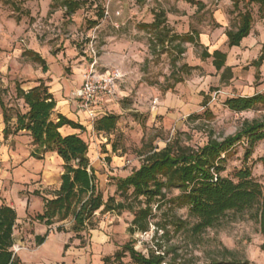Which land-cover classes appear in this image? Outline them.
<instances>
[{
    "label": "rangeland",
    "instance_id": "1",
    "mask_svg": "<svg viewBox=\"0 0 264 264\" xmlns=\"http://www.w3.org/2000/svg\"><path fill=\"white\" fill-rule=\"evenodd\" d=\"M83 1L87 4L67 17L59 0H0V88L13 116L17 110H27L23 100L17 99L16 84L28 91L56 80L63 87L70 86L63 95L69 100L88 70L92 43L103 68L123 71L126 78L108 113L118 117L116 130L100 134L91 124L74 131L89 145V158L105 201L114 197L122 202L117 195L118 180L131 176L154 153L167 147L197 150L211 140L221 142L237 135L247 122H264L263 106L235 113L225 105L231 98L264 94V62L254 64L264 53V18L257 5H250L249 0H194L196 5L186 0ZM245 10L253 17L250 34L240 46L230 48L226 31L237 28L238 15ZM106 11L109 17L104 14L102 18ZM156 13L165 15L171 35L194 32L210 54H226L221 71L212 59L202 58V47L192 44L183 45L185 53L174 67L177 53L173 48L178 43L169 50L154 45V32L144 27L154 22ZM30 52L46 61L47 72L32 61ZM184 65L189 70L182 73ZM226 69L231 72L223 78ZM172 74L183 81L175 83ZM1 114L0 108V123ZM70 133L62 131L63 135ZM28 137L20 133L5 140L0 133V205L17 212L14 251L22 264H104L108 257L111 264H135L128 252L114 261V255L126 245L145 258L163 252L166 263L238 260L264 264V237L250 213L230 215L217 228L193 236L189 228L195 221L189 217L188 207L176 199L177 190L149 204L144 198H131L133 212H98L95 229L80 237L72 231L71 221L50 229L39 225L35 217L42 213L43 200L58 195L63 163L54 154L43 160L32 158ZM246 149L245 141L237 144L223 176L233 177L247 168L264 186V166L259 161L264 156V141L247 160ZM146 208L152 215L149 231L142 233L132 223L135 214ZM59 226L64 231L58 232ZM47 232L46 242L38 246L36 236Z\"/></svg>",
    "mask_w": 264,
    "mask_h": 264
},
{
    "label": "trees",
    "instance_id": "2",
    "mask_svg": "<svg viewBox=\"0 0 264 264\" xmlns=\"http://www.w3.org/2000/svg\"><path fill=\"white\" fill-rule=\"evenodd\" d=\"M59 1L67 17H72L87 4V1L83 0ZM186 1L196 5L194 0ZM248 3L257 5L261 18H264V0H249ZM104 14L105 12L101 13L102 18ZM238 16L237 28L226 31L230 48L240 46L252 28L253 17L250 11L245 10ZM144 27L154 32L152 42L154 45L159 44L163 49L169 50L172 44L178 43L173 48L177 53V57L172 60L174 67L177 58L185 53L184 44L202 47V58L212 59L217 71H221L226 63V54L221 51L210 54L208 49L200 44L199 36L194 32L182 36L171 35L166 27L163 13H156L154 22ZM28 55L33 62L41 65L44 73L48 71L46 61L39 54L30 52ZM263 62L264 53L254 64L261 66ZM180 70L184 73L189 68L184 65ZM229 72L231 71L226 69L222 77L225 78V74ZM172 78L177 84L183 81L179 75L172 74ZM16 94L17 99L23 100L27 112L21 113L17 110L13 116L9 113L10 108L6 106L4 92L0 88V108L5 125L4 139L27 133L32 139V158L43 160L47 154H56L63 161L60 190L53 199L43 200L42 213L35 217L39 225L50 229L55 225L71 221L72 231L77 234L76 237H80L81 233L95 229L94 220L98 212L101 214L121 213L125 210L133 212L131 198H144L149 204L165 199L172 190H177L180 194L176 199L188 207L189 217L195 221L189 228L193 236L217 228L220 222L230 215L250 213L259 226L260 234L264 237V186L253 178L252 171L247 168L236 171L233 177L223 176L228 157L237 144L246 142L245 159L247 160L255 147L264 141V122H247L237 135L221 142L211 140L197 150L178 148L175 151L167 147L154 153L131 176L118 180L117 195L123 200L122 202H117L114 197L105 201L97 186L96 172L89 158V145L76 134L61 133L64 127L83 130L82 126L56 112V101L49 88L42 83L29 91L23 90L16 84ZM225 105L232 112L243 113L258 106L264 107V94L231 98L225 102ZM117 121L118 117L115 115L104 116L96 120L94 128L100 134L110 135L116 130ZM259 161L264 166V156ZM151 215L150 208L136 213L132 223L134 229L142 233L148 232V218ZM17 222L16 210L9 205H0V264H22L14 251ZM57 231H64V227L59 226ZM48 232L43 236H36L35 242L38 246L46 242ZM67 247L65 246L64 250H67ZM124 247L123 251L114 255V261H118L125 252H128L135 264H177L166 263L163 252L159 254L152 252L148 258H145L133 246ZM261 251L264 253V243L261 245ZM112 261V258L108 257L103 262L111 264ZM208 264L249 263L231 260L211 261Z\"/></svg>",
    "mask_w": 264,
    "mask_h": 264
},
{
    "label": "built area",
    "instance_id": "3",
    "mask_svg": "<svg viewBox=\"0 0 264 264\" xmlns=\"http://www.w3.org/2000/svg\"><path fill=\"white\" fill-rule=\"evenodd\" d=\"M105 15L106 18L109 17V12L106 11ZM88 52L90 63L88 70L83 74L77 104L80 110L87 113L91 124L95 126L98 108L116 100L119 84L125 75L117 68H103L93 43L89 45Z\"/></svg>",
    "mask_w": 264,
    "mask_h": 264
},
{
    "label": "crops",
    "instance_id": "4",
    "mask_svg": "<svg viewBox=\"0 0 264 264\" xmlns=\"http://www.w3.org/2000/svg\"><path fill=\"white\" fill-rule=\"evenodd\" d=\"M75 15V14H74ZM122 71V70H121ZM122 73H123V71H122ZM124 74V73H123ZM125 75V74H124ZM125 78H126V75H125ZM125 78H124V80H125ZM124 80L122 81V82H120V84H119V88H120V86L122 85V83L124 82ZM82 82H83V78H82V81H81V84H80V87L78 88V89H76L75 90V92L72 94V96L69 98V100H66V99H64V97H63V95H64V89H70L69 87L70 86H67L66 85V87L64 86H62L58 81H56V80H52V81H46V87H48L49 88V91H50V93L53 95V97H54V99H55V101H56V104H57V106H56V112L57 113H59V114H61V115H63L64 117H66L68 120H70V121H72V122H74V123H76V124H79V125H81V126H83V127H91V122H90V120H89V118H88V115H87V113L86 112H84V111H82V110H80L79 108H78V97H77V95H78V92H79V90L81 89V86H82ZM35 88V87H34ZM118 88V89H119ZM31 89H33V88H30L29 90H31ZM28 90V91H29ZM119 92V91H118ZM117 92V93H118ZM114 104H115V101L114 102H111V103H107V104H105L104 106H101V107H99L98 108V113H97V119L98 118H101V117H104V116H108L109 114L108 113H110V110L113 108V106H114ZM2 111V110H1ZM27 112V110L24 112V113H26ZM111 115V114H110ZM4 128H5V125H4V121H3V112H2V114H1V123H0V133L3 135V130H4ZM64 130H69V131H71V133L70 134H68V135H74L75 134V130L74 129H72V128H70V127H64V128H62L61 129V133H62V131H64ZM29 137H28V139H30L31 141H32V139H31V137H30V135L29 134H27ZM4 139V138H3ZM54 155H56V154H54ZM31 156V155H30ZM57 156V155H56ZM58 157V156H57ZM59 158V157H58ZM60 159V158H59ZM61 160V159H60ZM62 161V160H61ZM62 163H63V161H62ZM62 175V174H61ZM61 185V184H60ZM59 190H60V188H59ZM51 199H53V198H51ZM39 236V235H38ZM21 260V259H20Z\"/></svg>",
    "mask_w": 264,
    "mask_h": 264
}]
</instances>
